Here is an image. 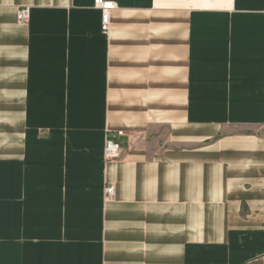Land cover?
I'll return each instance as SVG.
<instances>
[{
    "label": "crops",
    "instance_id": "obj_1",
    "mask_svg": "<svg viewBox=\"0 0 264 264\" xmlns=\"http://www.w3.org/2000/svg\"><path fill=\"white\" fill-rule=\"evenodd\" d=\"M111 1L0 0V264H264V0Z\"/></svg>",
    "mask_w": 264,
    "mask_h": 264
},
{
    "label": "rangeland",
    "instance_id": "obj_2",
    "mask_svg": "<svg viewBox=\"0 0 264 264\" xmlns=\"http://www.w3.org/2000/svg\"><path fill=\"white\" fill-rule=\"evenodd\" d=\"M167 1H168L167 5H170V4L174 5L173 3H169L170 0H167ZM183 4H185V3H183ZM188 4H186V5H188ZM179 6H181V4ZM179 6H177V7H179ZM25 7H27V6H25ZM28 9H29V7H28ZM179 9H182V8L180 7ZM45 13H46V14H44L45 17H51V18L50 19L47 18V22H43L42 24L37 26V28H38L37 33H38L39 37L42 40H44V42H45L44 44L41 43L43 48L50 49L49 47L53 46L52 44H53V41L55 39H50V36L61 35L60 36L61 38L65 37V38L71 39L72 37H76V34L79 33V31L77 30V24L75 22H72V18L65 15V13L63 11H52L51 10V11H48ZM16 21H17L16 23L19 26L23 27L24 29L29 28L28 24L30 21H28V20L26 22H18V20H16ZM83 26L86 28V30L88 29V24H83ZM38 44H39V41H38ZM39 58H40L39 63L44 64V62H41L40 60L45 59V58H43L42 56L41 57L39 56ZM12 59L13 58H11V60ZM42 68H45V67H42ZM39 74H40V72H39ZM55 79H56V76H55ZM42 86H44V85H42ZM56 95H60V92H58V90L39 88L38 89V103H39V105H37V111H36V113H38V116H37V118L34 117L30 121L26 115V120L23 121V127L27 128L30 125L37 126V127H39L38 128L39 134L41 136H45L46 135V129L41 128L40 126H44L46 116L47 115L50 116L49 114L53 115V113H54L55 117L56 116L62 117V115H63L62 114V112H63L62 107L63 108L66 107L61 103L60 96H57V98H55V100L52 101L53 99L51 97L56 96ZM47 107L49 108V110H47ZM65 114L66 115H64V116L67 117V113H65ZM124 135H125V133L123 132L122 136H124ZM122 152H124V149ZM120 158H121V156L117 159H120ZM103 160L106 161L105 159H103Z\"/></svg>",
    "mask_w": 264,
    "mask_h": 264
},
{
    "label": "built area",
    "instance_id": "obj_3",
    "mask_svg": "<svg viewBox=\"0 0 264 264\" xmlns=\"http://www.w3.org/2000/svg\"><path fill=\"white\" fill-rule=\"evenodd\" d=\"M94 7H96L101 12V29L105 32L108 31L110 25V14L116 9L115 2L111 0H93ZM29 18L28 7L20 8L17 12L18 22H26ZM122 131H117L115 133H109L104 142L103 158L108 161L116 160L121 156L123 151L120 144L116 141V138L122 136ZM115 188L113 185H107L104 188V198L105 200H111L114 198Z\"/></svg>",
    "mask_w": 264,
    "mask_h": 264
}]
</instances>
